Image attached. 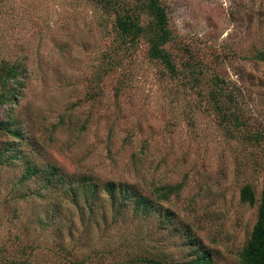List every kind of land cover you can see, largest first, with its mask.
Wrapping results in <instances>:
<instances>
[{
    "label": "rangeland",
    "instance_id": "1",
    "mask_svg": "<svg viewBox=\"0 0 264 264\" xmlns=\"http://www.w3.org/2000/svg\"><path fill=\"white\" fill-rule=\"evenodd\" d=\"M160 1L175 77L144 39L124 51L114 15L93 0H0V70L25 69L11 108L25 141L0 134V264L188 262L186 229L213 264H240L264 186V0ZM216 77L229 131L211 105ZM27 159L56 165L66 184L22 181ZM86 177L97 187L88 203ZM107 184L140 192L152 210L114 205ZM246 185L254 206L240 201Z\"/></svg>",
    "mask_w": 264,
    "mask_h": 264
},
{
    "label": "trees",
    "instance_id": "2",
    "mask_svg": "<svg viewBox=\"0 0 264 264\" xmlns=\"http://www.w3.org/2000/svg\"><path fill=\"white\" fill-rule=\"evenodd\" d=\"M93 1L101 8L103 13L114 15L115 30L119 36L120 44L124 47V51L127 50V44L135 47V44L140 39H144L148 44V58L162 65L171 77L177 75V69L173 59L165 49V46L171 38V33L168 28L165 6L160 0H132L133 2L127 0ZM141 15H147L149 17L150 21L148 24H141ZM263 58L264 54H262L261 60ZM24 72L25 69L22 64H3L0 70V108H4V118H0V134L6 135L18 143L25 141V138L21 132L22 129L19 128L11 116V108L20 96L19 87L22 85L21 79L24 76ZM192 74L190 75L192 76ZM192 80L197 81V78L193 77ZM219 82H221V79L216 77L214 84L217 85L218 91L210 93L211 105L219 117L221 127L229 131L228 127L232 122L233 114L229 110L227 100L220 99L226 88L219 85ZM13 150L14 147H11L8 151ZM16 158L17 156L12 155L9 159H6L14 160ZM29 161L30 159H27V166L22 181H28L32 177L39 176L46 179L50 185L66 184V174L56 165L44 164L31 166ZM80 184L88 192L90 191L85 198V203H88L96 195L97 187L95 184L90 183V177L83 178ZM181 189L182 184L163 186L155 188L154 194L158 201L167 202L171 195L176 194ZM71 191H73L72 188ZM106 194L114 205L117 204L121 208L123 205L132 202L134 211L137 214H149L152 210L150 199L135 190H118L115 189V185L107 184ZM239 198L242 203H246L249 206H254L256 203L254 192L249 185L244 186L240 190ZM70 202L72 205L78 206L76 197H72ZM171 222V213L165 211L163 223ZM184 234L192 242L196 258L188 262H175L170 264H213L210 253L194 240V237L190 235V230L186 229ZM238 259L240 264H264V186L260 193L257 206V219L251 231L250 239L238 253ZM136 262L140 264H166L155 258H140Z\"/></svg>",
    "mask_w": 264,
    "mask_h": 264
}]
</instances>
